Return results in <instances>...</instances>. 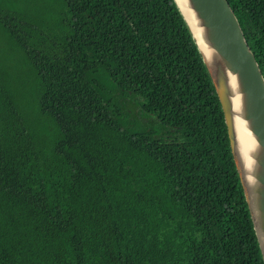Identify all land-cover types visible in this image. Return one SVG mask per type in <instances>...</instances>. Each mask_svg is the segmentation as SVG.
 Segmentation results:
<instances>
[{"label":"trees","instance_id":"trees-1","mask_svg":"<svg viewBox=\"0 0 264 264\" xmlns=\"http://www.w3.org/2000/svg\"><path fill=\"white\" fill-rule=\"evenodd\" d=\"M0 264H264L173 0H0Z\"/></svg>","mask_w":264,"mask_h":264},{"label":"water","instance_id":"water-1","mask_svg":"<svg viewBox=\"0 0 264 264\" xmlns=\"http://www.w3.org/2000/svg\"><path fill=\"white\" fill-rule=\"evenodd\" d=\"M218 97L264 263V79L227 0H173ZM188 10V15L182 10Z\"/></svg>","mask_w":264,"mask_h":264},{"label":"bare ground","instance_id":"bare-ground-1","mask_svg":"<svg viewBox=\"0 0 264 264\" xmlns=\"http://www.w3.org/2000/svg\"><path fill=\"white\" fill-rule=\"evenodd\" d=\"M178 4L180 5H183V0H178ZM182 10L184 11V13L186 14V15H188V17H186L188 20H189V15H191V14H188V10L187 9H184L183 7H182Z\"/></svg>","mask_w":264,"mask_h":264}]
</instances>
